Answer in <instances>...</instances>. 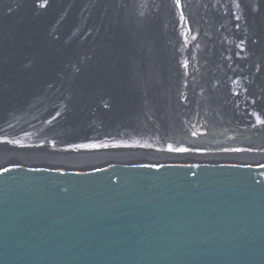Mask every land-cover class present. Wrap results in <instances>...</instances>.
Returning a JSON list of instances; mask_svg holds the SVG:
<instances>
[{"label":"water","instance_id":"water-1","mask_svg":"<svg viewBox=\"0 0 264 264\" xmlns=\"http://www.w3.org/2000/svg\"><path fill=\"white\" fill-rule=\"evenodd\" d=\"M0 264H264V0H0Z\"/></svg>","mask_w":264,"mask_h":264}]
</instances>
